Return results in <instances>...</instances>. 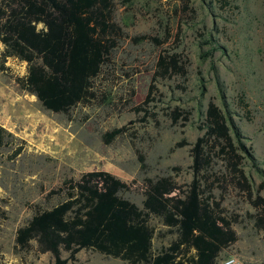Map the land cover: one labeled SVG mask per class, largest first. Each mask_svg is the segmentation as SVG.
I'll return each mask as SVG.
<instances>
[{"label": "rangeland", "instance_id": "obj_1", "mask_svg": "<svg viewBox=\"0 0 264 264\" xmlns=\"http://www.w3.org/2000/svg\"><path fill=\"white\" fill-rule=\"evenodd\" d=\"M114 17L124 38L104 71L99 94L105 103L79 106L68 115L44 110L36 98L20 90L16 79L26 65L0 59V123L12 138L0 148L1 264H53L34 248L14 253L16 231L33 216L46 195L66 180L105 172L125 183L119 196L143 210L147 181L170 178L186 192L192 181L191 148L203 136L204 115L215 105L224 115L252 197L264 199V0H114ZM141 37L156 39L139 41ZM4 47L0 44V55ZM163 53L186 61L184 79L153 80ZM154 91L148 96L150 87ZM246 105V109H244ZM180 118L173 123V114ZM126 132L105 144L106 134ZM184 143L183 146L177 147ZM142 160V162H141ZM212 192L223 216L232 222L238 241L219 262L235 257L239 264H264V230L256 228L260 213L213 161ZM225 177V178H224ZM173 193L172 196L178 194ZM152 251L167 248L175 235L159 220ZM63 259L68 254L62 252ZM75 264H126L82 250ZM72 264V263H68Z\"/></svg>", "mask_w": 264, "mask_h": 264}, {"label": "trees", "instance_id": "obj_2", "mask_svg": "<svg viewBox=\"0 0 264 264\" xmlns=\"http://www.w3.org/2000/svg\"><path fill=\"white\" fill-rule=\"evenodd\" d=\"M114 12V0H0V44L4 47L0 59L26 65V75L16 79V84L52 114L68 115L79 106L103 105L106 99L98 87L124 38ZM146 40L159 44L156 39H139ZM186 75V61L178 54L158 56L154 81ZM154 90L151 86L148 102ZM180 117L175 112L173 123ZM203 130L190 151L192 181L186 192L170 178L147 181L143 210H139L119 196L128 189L125 183L105 172L83 174L46 195V203L57 200V204L34 209L32 218L15 233L13 252L27 253L35 246L38 254H49L53 264H75L82 250L126 264H217L220 254L238 237L219 203L213 201L215 183L221 180L212 179L213 161L223 163L230 183L259 211V230H264V199H253L242 170L240 146L235 145L223 113L211 103ZM125 132L122 128L106 134L105 144ZM7 138L12 136L0 126V148ZM151 219L176 236L156 255ZM62 252L68 259L62 258ZM1 259L0 250V264Z\"/></svg>", "mask_w": 264, "mask_h": 264}, {"label": "built area", "instance_id": "obj_3", "mask_svg": "<svg viewBox=\"0 0 264 264\" xmlns=\"http://www.w3.org/2000/svg\"><path fill=\"white\" fill-rule=\"evenodd\" d=\"M219 264H239V262L235 257H229L226 260L219 262Z\"/></svg>", "mask_w": 264, "mask_h": 264}, {"label": "crops", "instance_id": "obj_4", "mask_svg": "<svg viewBox=\"0 0 264 264\" xmlns=\"http://www.w3.org/2000/svg\"><path fill=\"white\" fill-rule=\"evenodd\" d=\"M14 61H16V60H14ZM0 72L5 73L2 70ZM5 93H6V91H5L4 87H0V94L4 95ZM0 105H1V102H0ZM0 126L3 128L2 123H0Z\"/></svg>", "mask_w": 264, "mask_h": 264}]
</instances>
